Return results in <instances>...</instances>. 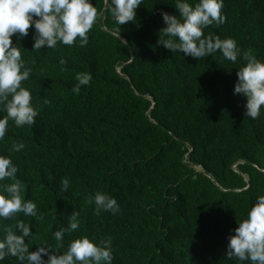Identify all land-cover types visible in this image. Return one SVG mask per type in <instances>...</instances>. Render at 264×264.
I'll list each match as a JSON object with an SVG mask.
<instances>
[{
  "label": "trees",
  "instance_id": "trees-1",
  "mask_svg": "<svg viewBox=\"0 0 264 264\" xmlns=\"http://www.w3.org/2000/svg\"><path fill=\"white\" fill-rule=\"evenodd\" d=\"M106 2L91 0L98 16L83 47L33 50L31 27L11 38L31 69L21 85L37 116L30 126L8 121L0 155L17 167L22 198L37 215L0 219V235L22 220L31 228L30 251L61 253L83 235L110 239L112 264H237L226 257L227 237L264 195V107L246 117L245 98L233 93L243 61L219 52L197 60L160 45V13L178 15L175 0H141L134 20L121 26ZM221 13L224 23L202 36L232 38L264 60V0H223ZM80 72L91 80L74 94ZM14 143L23 149L11 151ZM97 191L116 198V214H96ZM73 211L79 228L58 246L52 233L67 227Z\"/></svg>",
  "mask_w": 264,
  "mask_h": 264
},
{
  "label": "clouds",
  "instance_id": "clouds-1",
  "mask_svg": "<svg viewBox=\"0 0 264 264\" xmlns=\"http://www.w3.org/2000/svg\"><path fill=\"white\" fill-rule=\"evenodd\" d=\"M141 0H108V11L117 25L133 21ZM223 0H175L178 15L161 12L164 27L159 30L158 43L166 50H177L185 56L199 59L219 52L222 59L236 63L238 56L243 63L237 68L233 93L245 98L244 115L256 119L264 107V60L252 54V50L242 51L234 39L219 36H202V30L216 23H224L221 13ZM98 16L97 8L91 0H0V111L6 116L0 118V139L6 132L9 120L16 127L32 125L37 116L32 106L30 91L21 85L29 79L31 69L25 66L20 48L13 45L26 37L31 27L34 30L33 50L54 49L57 44L71 46L78 42L81 47L88 43L87 33ZM59 63L66 61L60 58ZM76 84L71 91L79 94L81 86L91 80L87 72L77 73ZM47 104L48 100L45 99ZM22 143H14L11 151L19 152ZM17 167L9 156L0 155V219L12 218L17 213L25 217L37 215L36 204L31 199H23V183L16 179ZM61 189L67 190L69 181L62 179ZM96 214L111 212L116 214L119 205L116 198L97 191L91 197ZM78 213L68 216L67 227H60L52 233L53 239L62 246L63 235L79 228ZM227 237L226 257L235 259L237 264H264V195L258 196L246 214ZM32 236L28 223L20 220L15 231L5 229L0 235V264L6 258L15 257L18 264H112L113 256L110 239L98 242L87 236L69 241L67 248L57 253L51 247L40 246L30 251L27 240ZM47 257V259H43Z\"/></svg>",
  "mask_w": 264,
  "mask_h": 264
},
{
  "label": "water",
  "instance_id": "water-1",
  "mask_svg": "<svg viewBox=\"0 0 264 264\" xmlns=\"http://www.w3.org/2000/svg\"><path fill=\"white\" fill-rule=\"evenodd\" d=\"M106 1L108 2V0H106ZM107 2H106V3H107ZM106 6H107V4H106ZM192 152H193V149H192L191 152L188 154L187 159H189V157H190V155H191ZM184 164H187V165H190V166L193 167V165L190 164L188 161H184Z\"/></svg>",
  "mask_w": 264,
  "mask_h": 264
}]
</instances>
